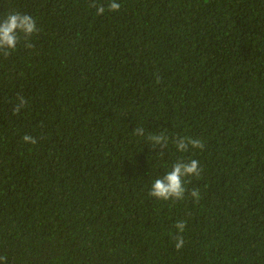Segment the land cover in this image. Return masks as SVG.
<instances>
[{"label": "trees", "instance_id": "1", "mask_svg": "<svg viewBox=\"0 0 264 264\" xmlns=\"http://www.w3.org/2000/svg\"><path fill=\"white\" fill-rule=\"evenodd\" d=\"M94 2L103 14L93 0H0V19L19 11L38 29L0 54V255L264 264V0ZM161 130L204 148L160 155L147 136ZM181 159L199 161L185 184L199 201L150 197Z\"/></svg>", "mask_w": 264, "mask_h": 264}, {"label": "clouds", "instance_id": "2", "mask_svg": "<svg viewBox=\"0 0 264 264\" xmlns=\"http://www.w3.org/2000/svg\"><path fill=\"white\" fill-rule=\"evenodd\" d=\"M90 7H95L97 15L105 12V7L97 5L94 0ZM121 5L118 0H109L107 5L108 11H119ZM38 31L36 20L29 14H23L19 11L9 12L3 19H0V54L7 57L11 51L15 50L17 44L21 39L24 41V47L31 48L33 45L29 42L30 37ZM27 101L23 96L17 97V102L12 108L13 113H18L24 108ZM134 135L143 137L145 136V129L143 127H136L133 129ZM22 140L28 144H36L37 139L31 135L25 134ZM148 144L155 149L160 147L161 153L168 147L170 141L174 144L175 149L184 153L192 149L204 148V143L197 138L190 136H171L168 132L161 130L158 132L150 133L147 136ZM202 172L199 161L196 159L177 160L171 165L170 170L165 172L162 177L158 176L151 184L148 195L159 200H173L179 201L185 199V194L193 198L194 202L200 199L199 189H186V178L197 177L199 178ZM177 229L175 236L174 248L179 251L184 247L185 241L182 233L186 228V222L183 220L177 221L174 225ZM0 264H7V257L0 255Z\"/></svg>", "mask_w": 264, "mask_h": 264}]
</instances>
